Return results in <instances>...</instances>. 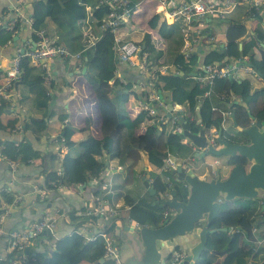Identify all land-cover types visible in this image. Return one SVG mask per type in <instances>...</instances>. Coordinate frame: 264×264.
Segmentation results:
<instances>
[{
  "label": "trees",
  "instance_id": "1",
  "mask_svg": "<svg viewBox=\"0 0 264 264\" xmlns=\"http://www.w3.org/2000/svg\"><path fill=\"white\" fill-rule=\"evenodd\" d=\"M93 0H32V10L28 15L31 18L30 25H27L15 12L3 7L0 9V46L14 44V50L17 46L23 45L20 39L13 40V36L18 34L22 25L29 27L35 38V31H43L49 37L57 42L65 44L71 52H80L78 61L74 60V85L83 94L76 98L71 94L69 97V106L72 109L71 115L78 121V126H88L90 122H95L100 131V137L88 135L77 143L79 148L78 155L73 157L66 153L62 160V171L59 173L56 168L48 170L45 174L44 182L40 185L46 189H54L57 186L67 184L85 183L89 178L102 179V171L106 165L103 158L104 150L112 156L118 158V163L122 166L132 162L131 153L145 151L149 160L156 167H162L163 157L166 150L159 149L158 139L165 133L172 119L167 117L165 108L156 105L155 114L148 111H140L136 116L131 117L125 101L130 93L136 94L139 98L146 101L149 91L153 88L162 92L164 103H178L187 105L192 112L198 108V114L195 111L193 120H186L189 123L190 130L196 132L200 127L207 129L214 127L221 128L223 117L214 115V108L227 111L226 105L229 101L228 94L231 92V86L234 81L232 77H218L214 80L219 84L218 93L211 92L209 83V74L202 70L204 64L210 63L216 66L230 64L237 58H242L240 62H250L256 70L264 74V46L261 41L264 39L262 28H255L254 34L250 38H245L246 28L241 22H233L226 30V42L222 51L218 47H208L205 49H196L201 42V32L190 35L193 41V50L187 55L184 51L185 36L184 27L197 24L198 18H190L187 23L180 15L171 23H168L163 14L154 11L146 19L145 30L141 32L122 33L123 37L131 38L140 47V55L145 53L147 62L150 66L167 64L166 72H160L158 67L156 79L153 84L148 85L149 77L139 74L133 69H127L125 82L116 76L120 67L117 60L115 49L113 48V35L111 32L101 31L99 25L102 18L110 10L107 3L98 4L92 10L88 5ZM132 7V14L137 10L135 5L137 0H129ZM145 3V2H143ZM150 2H148L149 5ZM19 7L22 3L19 2ZM142 9L144 5L141 6ZM25 11V10H24ZM10 12V16L8 13ZM24 16L25 13L21 10ZM50 19L57 26V37L53 38L46 30V22ZM4 20L10 21L4 24ZM14 22V24H11ZM202 31V30H201ZM185 33V35H184ZM92 36V38H91ZM247 57L246 59H244ZM65 62L68 58H62ZM21 73L19 78L12 85L13 88L20 90L19 101L26 107V118L23 119L19 114H15L8 119V124L13 130L18 123L23 125V131L15 129V132L22 135L21 139H11L5 141L0 150L10 159L18 163H26L30 158L40 157L41 152L35 149L29 142L27 131H32L36 135L44 132L47 126V118L57 115L63 120L64 108L58 105H52L51 93L46 88L43 76L44 68L40 65L29 63L27 56H22L20 61ZM84 68V71H82ZM132 68V67H131ZM204 77V81H199V76ZM52 74L50 83H53ZM45 78V79H44ZM241 91L239 92L241 102L238 107L232 110L236 117L242 121H247L248 109L250 103L256 104L261 100L263 104L253 114L264 122V86L259 89L250 90V81L247 78L241 79ZM133 83L140 87L133 88ZM206 91H209L206 93ZM222 95L224 98H220ZM78 101V102H77ZM10 105V104H9ZM8 103L0 100V113L5 112ZM52 108H51V107ZM11 107V105H10ZM197 107V108H196ZM94 109L95 114L90 113ZM147 114L154 117V122L149 124L142 132H136V127L140 124ZM158 115L166 118L165 122L158 120ZM197 116L200 122H196ZM0 119V128L7 125ZM243 125H245L243 123ZM224 137L230 140H238V136H232L229 132H222ZM180 136L177 132L167 133L166 146L177 145ZM172 146V145H171ZM56 155H51L54 160ZM230 164L241 162L240 157H230ZM128 161V163H126ZM56 164V163H55ZM163 173L171 174V170H162ZM101 177V178H100ZM181 200H185L188 194V185L184 180H172ZM155 188L157 191H164L166 188L156 179ZM40 196V195H38ZM37 196V198H39ZM111 195L107 194L109 198ZM100 197L96 198L99 199ZM132 198V197H131ZM262 198V197H260ZM258 197L255 198H235L225 200L219 208V222L214 231H209L205 240L207 249L203 250L194 264H264V245H258L257 238L261 233L254 231L253 227H263L264 221L260 220L263 216L262 209L256 207ZM13 201L10 192H0V212L5 209L7 204ZM132 203L123 213V224L129 223L130 219H135L143 225L158 226L166 218L172 216L173 211L168 206H160V196L158 193L150 194L148 191L138 200L131 199ZM263 202L264 199L262 198ZM42 202V200H41ZM45 206L46 203L42 202ZM114 203V202H113ZM96 206V205H95ZM63 212L62 208H59ZM82 211L74 213L69 212L68 218L75 222L74 230L67 235L57 239V245L52 249L49 259L43 263V254H30L26 252V258L23 264H77L78 259H87L90 264H114L112 259L104 257V242L101 237L94 240H88L85 234L79 232V227L89 223H95L98 217L105 218V224L102 231L114 230L116 227L117 216L121 212L102 215L99 213H86L88 209L85 205ZM43 210V209H42ZM260 213V214H259ZM41 214V213H40ZM263 224V225H262ZM227 226L224 230L221 227ZM93 231H97L93 229ZM107 232V231H106ZM43 234V233H42ZM41 234V235H42ZM259 235V237H256ZM0 238L7 243V237L0 235ZM179 247V244H176ZM223 251L224 257L217 261V252ZM14 251H11L7 257L0 258V264H8V258L12 257ZM256 257V260H253Z\"/></svg>",
  "mask_w": 264,
  "mask_h": 264
},
{
  "label": "crops",
  "instance_id": "2",
  "mask_svg": "<svg viewBox=\"0 0 264 264\" xmlns=\"http://www.w3.org/2000/svg\"><path fill=\"white\" fill-rule=\"evenodd\" d=\"M180 0H175L177 3ZM257 1L256 4H252L249 1L245 0H236V4L229 8L228 11L222 16H207L202 19L197 20V24L190 26L188 31L186 32V26L184 27L185 33L190 35L194 33L201 32V37L199 39L196 38L194 41H201L196 49H201L204 47L207 49L208 47H220V44H225L226 42V30L230 24L233 22H241L245 25L246 34L245 38H250L251 35L254 34V29L257 27L262 28V32L264 33V0H254ZM22 3L20 9L25 13V15H29L32 10V0H0V9L6 7V9H11L13 5ZM145 2V3H143ZM148 2L149 5H148ZM95 4V0L92 1L91 4L88 5V8L92 10ZM144 5L145 9H142L141 6ZM135 12L129 17L139 15L141 18L145 16H149L154 11L161 12L163 17H165L168 23H171L175 20L177 16L171 13L172 10L167 8L170 13H167L164 7L159 3L158 0H137V4L135 5ZM25 10V11H24ZM11 12V10H10ZM146 14V15H145ZM132 22V20H131ZM127 26L125 21L122 22V27L120 32L127 33L133 31L137 33L141 32L147 28L146 25L141 26L139 29H133L125 27ZM125 27V29H124ZM46 32L52 36L53 38L57 37L58 31L57 26L50 19L47 20L45 26ZM202 30V31H201ZM184 33V35H185ZM33 37L32 32L29 27L25 24L22 25L18 32V38L21 41L26 38ZM186 40V39H185ZM198 42V41H197ZM261 44L264 45V39L261 41ZM14 44H7L5 46H0V85L2 84L5 76V69L9 65V61L11 56L14 54ZM250 63V62H248ZM4 66V67H3ZM48 66L51 70V74L53 75L51 79H53V83H50L49 79H45L44 83L46 84V88L49 89L51 93L52 105H58L64 108L63 120H60L57 115H53L47 118V126L39 135L32 131H27V136L29 142L34 146L35 149L40 150V157L30 158L26 163H16V165L8 164L4 160H0V192L7 191L10 192V196L13 198V201L10 204L5 206V209L0 212L3 214V217L0 218V225H2L6 230L12 228H20L30 224L33 220L37 219L46 207L55 206L58 208H62L63 212L58 217L57 224L53 231L49 233H43L38 238L32 240L26 252L32 254H43L44 259H49L51 251L57 245V239L63 235L70 234L74 227L76 226L75 222L68 218V214L70 211L77 213L82 211V207L85 205L87 208L94 207L100 200L107 202H114L113 204L117 206L119 212H121L120 216H117L116 227L114 230H106L116 241L118 246L120 256L121 254H129L133 250L137 252V245L135 241L132 239L129 230L126 225H134L135 219H130L129 224H123L122 216L125 213L126 209L130 207L132 201L131 199L138 200L142 195L148 191V189L144 186L143 180L148 179L149 183L152 184L155 188V181L158 179L163 184L165 183L166 188H175V183L171 181L173 177L179 179L175 174L172 173V176L162 172L161 167H156L149 160L148 154L145 151H137L136 149L131 153L132 162L126 164L125 166L118 163V158L112 156L110 157V153L104 150L103 158L106 162V165L102 171V179L95 178L91 180V182H86V184L82 187L80 185L82 183L77 184H67L57 186L54 189H46L40 186L45 179V174L48 170L56 168V170L61 173L62 171V160L66 153H70L71 156L75 157L79 153V148H77V143L87 137L88 135L99 138L100 131H98L97 126H94L95 122H90L88 126H78V121L76 118L72 117L71 111L72 109L69 106V99L72 97V94L78 99L80 95L79 89L76 85H74L73 79V69H74V61L70 60L65 62L61 58L51 59L48 62ZM132 67V68H131ZM251 67V66H249ZM256 70L254 67H252ZM127 69H133L136 72V67L129 66L126 63L120 62V67L116 72V76L126 77L128 71ZM84 71V68H82ZM138 71V70H137ZM247 78L250 81V90L259 89L264 86V77L257 73L246 72L242 65L238 66V71L236 72V77L233 78L234 81L231 86V92L228 94V102L227 106L229 109L227 111H222L214 108V115H221L223 117L221 128L215 129L212 128H204L206 134L209 133V130H216V135L218 132H229L232 136L238 134L237 126L234 123V119L232 118V114H234L235 121L238 125L243 126V123L248 126L254 120L250 118V114H253L258 110V107L263 104L261 100H258L256 104L250 103V108L248 109V117L247 121L240 122L242 120L236 117V114L232 111L238 107V104L241 102V97L239 92L241 91V79ZM219 84L214 80L210 84L211 92L218 93ZM159 93V90H158ZM71 94V97H69ZM220 96V95H218ZM20 90L17 88H13L10 92V100L9 99H1L8 103V106L5 109V112L0 113V119L3 124L8 123V119L15 116V114H19L21 117L26 118V107L25 105L19 101ZM220 98H224L222 95ZM143 99L139 98L136 94L130 93L127 101H125L126 107L129 110L131 117H134L140 111H144L143 107ZM78 102V101H77ZM11 107H10V105ZM183 109L182 112L179 111V108H176L177 113L182 114L190 120H193L198 112V108L195 111L189 110L187 105L182 104ZM51 107V106H50ZM52 108V107H51ZM148 111V110H146ZM92 115L95 114L94 109L90 110ZM148 113L152 114L148 111ZM167 114V112H166ZM198 114V113H197ZM199 115V114H198ZM254 115V114H253ZM255 116V115H254ZM256 117V116H255ZM240 120V121H239ZM154 122V117L147 116L141 120L140 124L136 127V132H142L146 129V127ZM196 122H200V117L197 116ZM264 123V122H263ZM4 128H0V148L3 146L5 141L11 139H21L22 135H19L10 127L8 124ZM264 127V126H263ZM168 130L161 134L158 139L159 149L166 150L169 154L175 158L176 160L184 159L186 160V166L182 167L185 169L193 170L199 177H203L208 179L207 172L202 170V165L204 163L211 165L212 174L216 172L222 174L220 175H212V177H225L230 169V159L225 155L220 156H206L199 157L194 155L195 146L190 145L189 140L185 137H180L179 143L177 145H169L166 146L165 142L167 140ZM179 135V134H178ZM215 135V139H216ZM166 137V140H162V137ZM238 136V135H237ZM51 155H56L54 160H52ZM56 163V164H55ZM128 163V161L126 162ZM221 163H225L220 169ZM224 168H226L224 170ZM220 171V172H219ZM224 173V174H223ZM100 177V178H101ZM211 178V177H209ZM105 181L107 183V187H102L100 182ZM169 183L170 186H169ZM164 189V190H165ZM42 190H44L42 192ZM157 190V189H156ZM177 191V190H176ZM149 192V191H148ZM107 194L111 195L109 198ZM151 194V193H150ZM40 195V196H38ZM37 196L39 198H37ZM100 197L99 199H96ZM132 197V198H131ZM179 198V197H178ZM46 203V205L44 206ZM43 209V210H42ZM41 213V214H40ZM172 215L175 211H171ZM264 215V212H262ZM263 217V216H262ZM218 217L215 218L210 227H216L218 225L217 221ZM261 220V219H260ZM105 218L103 216L98 217L97 222L85 224L88 229L92 230H102L105 224ZM140 226L143 224L139 223ZM159 224L158 226H160ZM263 225V224H262ZM105 227V226H104ZM134 227V226H133ZM254 231L257 233H261V236L257 235V243L258 245H264V228L263 227H253ZM198 241V235L196 233H186L177 236L173 239V245L175 247L176 244H179V247H182L188 250L190 254L191 248ZM11 252V251H10ZM8 250L7 243L0 238V258H5L10 253ZM224 257V252H217V261H221ZM110 259L104 255L101 258V261L105 259ZM43 259V263L46 261ZM253 260H256V257H253ZM77 264H90V261L87 259H78L76 260Z\"/></svg>",
  "mask_w": 264,
  "mask_h": 264
},
{
  "label": "built area",
  "instance_id": "3",
  "mask_svg": "<svg viewBox=\"0 0 264 264\" xmlns=\"http://www.w3.org/2000/svg\"><path fill=\"white\" fill-rule=\"evenodd\" d=\"M24 1V0H22ZM162 7L165 8L167 13H170L167 8H169L171 13L175 16H182L184 20L188 23L190 18L202 19L207 16H222L228 11L229 8L236 4V0H180L177 3L175 0H158ZM252 4H256L257 1L245 0ZM107 3L110 6V10L106 16L102 18L99 25L101 31L106 30L112 33L114 43L113 48L115 49L116 57L119 62L126 63L129 66H134L138 70L139 74L146 76L149 80L148 85L153 84V79H156L157 67L160 72H166L168 69L167 64L152 65L150 66L147 62L145 53H139V45L131 38H125L120 32L122 27V22L128 19L132 15V7L129 0H95L93 7L98 4ZM167 7V8H166ZM11 12L19 17V20L23 21L27 25H30L31 18L29 16H24L21 12L20 7L13 5ZM10 16V12L8 13ZM11 24H14L12 22ZM190 25L187 24L186 32ZM186 38L184 43V51L186 55L193 50V41L188 33H186ZM92 38V36H91ZM93 39V38H92ZM195 40V39H194ZM27 56L29 58V63L32 65H40L44 68L43 76L48 79L51 76V70L48 66V62L55 58H68L70 60L78 61L80 58V52H71L68 47L62 42H57L51 37H49L43 31H35V38L29 37L23 40V45L16 47L14 54L11 56L8 68L5 69V76L2 84L0 85V100L9 99L10 92L12 90V85L19 78L21 73L20 61L22 56ZM245 57L244 59H246ZM69 60V61H70ZM242 58H237L230 64L226 63L224 65L216 66L210 63L204 64L202 70L209 74V83H212L215 78L218 77H236V72L238 71V66L242 65L246 72L255 73L252 67H249L247 60L240 62ZM199 81H204L202 75L199 76ZM120 80L125 82L126 79L120 76ZM133 88L140 87L136 83H133ZM209 91H206L208 93ZM144 109L155 114V107L165 108V113L169 112L172 123L168 129V132H180L182 130L181 121L179 120V113H177L176 108H179L182 112L183 105L178 103H172L171 108H168V104L164 103L160 98L158 90L151 89L148 93L146 101H143ZM160 122H165L166 118L162 115H158ZM19 131H23V125L18 123L16 128ZM216 130H209L207 133L208 142L215 145L216 144ZM0 160L6 161L8 164L16 165V161L10 159L6 154L2 153L0 150ZM184 159L176 160L167 151L163 157V165L161 169L168 170L174 168L177 164L183 165ZM171 183H169L170 186ZM44 190H42L43 192ZM105 206L99 205L94 207H89L86 213H99L105 215L106 212L109 214H115L110 212L114 208L107 211ZM116 211V209H115ZM61 211L58 207L49 206L43 211V213L30 224L20 227L12 228L6 230L2 225H0V235L7 237L8 246H10V251H14L12 257L8 258V264H23L26 258V249L32 242V240L41 236L45 230L53 231L55 228L58 217L61 215ZM3 214H0V218ZM129 224V223H128ZM134 227H140L139 222L135 221ZM79 232L85 234L86 239L94 240L97 237H101L104 242V255L113 260L114 264H122L121 256L116 244L115 239L106 231L98 230L92 231L88 229L87 225H81L79 227ZM189 255L188 250L182 247H175L169 251L165 264H184V259Z\"/></svg>",
  "mask_w": 264,
  "mask_h": 264
},
{
  "label": "water",
  "instance_id": "4",
  "mask_svg": "<svg viewBox=\"0 0 264 264\" xmlns=\"http://www.w3.org/2000/svg\"><path fill=\"white\" fill-rule=\"evenodd\" d=\"M17 38L18 34L13 36V40ZM223 47L224 45L220 44V52ZM248 65L253 67L252 63ZM257 73L264 77L259 70ZM159 96L161 98L163 96L160 90ZM171 106L169 103L168 108L170 109ZM170 115L168 112L167 117ZM231 116L237 126L238 140H230L219 131L216 135V144L213 145L208 142L204 128L196 132L190 130L186 118L179 114L182 130L178 134L182 138H187L190 145L195 146L194 155L199 157L225 155L229 158L237 156L243 161L231 164L225 177L208 179L199 177L193 170L182 168L181 164H177L172 168V173L188 185L185 200L178 198L176 189L167 188L166 192L157 191L147 178L144 179V186L149 193L159 194V205H166L175 213L170 218H166L160 226L126 225L137 245V252L133 250L129 254H121L122 264H165L166 257L174 246L173 239L182 234L196 233L198 241L184 259V264H194L201 252L207 249L205 245L207 234L216 229V227H210V224L219 216L222 202L235 198L262 197L264 199V123L260 118L250 114V118L254 121L248 126H241L236 123L234 114ZM85 184L86 182L82 183L80 187ZM261 209L264 211V201ZM261 220L264 221V215ZM221 228L225 230L227 226ZM49 232V229L44 231V233ZM44 260L46 261L47 258Z\"/></svg>",
  "mask_w": 264,
  "mask_h": 264
},
{
  "label": "rangeland",
  "instance_id": "5",
  "mask_svg": "<svg viewBox=\"0 0 264 264\" xmlns=\"http://www.w3.org/2000/svg\"><path fill=\"white\" fill-rule=\"evenodd\" d=\"M151 1H153V0H151ZM9 15V14H8ZM146 15V14H145ZM7 17H9V16H7ZM146 19H147V16H145V17H143V18H141L139 15H136V16H133V17H131V19L130 18H128V19H126L125 20V23H126V25L127 26H125V27H128V28H133V29H139L141 26H144V25H146ZM131 20H132V22H131ZM4 24H9V26H10V21L8 20V21H6V20H4ZM125 27H124V29H125ZM2 64H0V66H1ZM4 67V66H3ZM6 68H8V67H6ZM150 77V76H149ZM168 113V112H167ZM152 114H154V112L152 113ZM158 120H159V117H158ZM162 140L164 141V140H166V137L164 136V137H162ZM225 163H221V166L219 167L220 169H222V167L223 166H225L224 165ZM185 167L186 166V160L184 161V163H183V165H182V167ZM231 167V166H230ZM226 168H224V170H225ZM202 170H204L205 172H207V177L209 178V177H212V175L214 174H212V172H211V165L210 164H207V163H204L203 165H202ZM230 170V169H229ZM220 172V171H219ZM221 175L222 174V172H220V173H217V170H216V172H215V174L214 175ZM224 174V173H223ZM216 177V176H215ZM220 177V176H219ZM222 177V176H221ZM172 180V179H171ZM172 183H173V181H172ZM100 184H101V186L102 187H107V183H105V181H101L100 182ZM165 192H166V189L164 190ZM259 199H258V201L256 202V207L257 208H260L261 209V205H262V201H261V199L262 198H260V197H258ZM99 205H103V206H105L106 207V209H108L107 211H109V209H112V208H114V210H111L110 212H112V213H117L118 212V207L117 206H115L112 202H107V201H103V200H100L97 204H96V206H99ZM115 209H116V211H115ZM172 214V213H171ZM260 214V213H259ZM106 215H110L109 214V212H106ZM7 246H8V243H7ZM8 250H9V252H10V246H8Z\"/></svg>",
  "mask_w": 264,
  "mask_h": 264
}]
</instances>
